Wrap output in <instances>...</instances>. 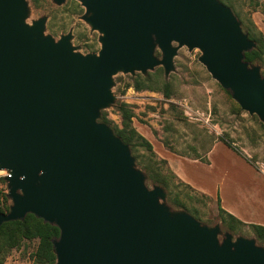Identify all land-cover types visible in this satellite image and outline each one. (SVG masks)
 Returning a JSON list of instances; mask_svg holds the SVG:
<instances>
[{"label":"water","instance_id":"95a60500","mask_svg":"<svg viewBox=\"0 0 264 264\" xmlns=\"http://www.w3.org/2000/svg\"><path fill=\"white\" fill-rule=\"evenodd\" d=\"M80 2L97 52L78 51L70 33L44 34V16L26 22V0H0V170L12 201L0 225L32 213L57 226L54 264H264L253 239L220 241L218 225L171 212L164 188L145 184L129 146L98 120L116 72L161 65L167 74L185 45L264 123V76L245 60L255 42L232 9L220 0Z\"/></svg>","mask_w":264,"mask_h":264},{"label":"rangeland","instance_id":"374dc122","mask_svg":"<svg viewBox=\"0 0 264 264\" xmlns=\"http://www.w3.org/2000/svg\"><path fill=\"white\" fill-rule=\"evenodd\" d=\"M26 1L29 8L26 22L46 16L45 32L55 39L72 33V44L81 53L100 49L99 33L81 18L85 8L79 0H65L61 4L53 0ZM226 1L244 27L253 22L264 34V0H258L259 4L254 0ZM154 54L159 59L162 57L157 46ZM201 54L197 47L177 46L173 68L167 74L161 65L146 73L116 72L111 86L114 100L101 112L107 114L111 129L121 127L117 106L121 102L129 105L134 113L133 127L152 144L154 152L144 147H129L135 166L145 175L149 188L158 184L147 178L148 167L167 177L166 196L160 201L171 212L186 211L206 226L218 225L220 241L225 233H230L233 241L238 237L253 239L264 248V242L256 237L248 223L230 231L222 223L216 204L219 198L226 210L236 206L242 217L256 224L264 223L262 122L256 114L241 109L230 91L211 76L199 61ZM257 65L263 76L264 63ZM135 80L151 87L137 90L133 86ZM0 174L4 178V172ZM0 191L8 192L2 180ZM167 193L170 197L177 196L186 206L169 202ZM36 245V240H23L18 248L10 251L3 264H37L33 256Z\"/></svg>","mask_w":264,"mask_h":264},{"label":"trees","instance_id":"16d2710c","mask_svg":"<svg viewBox=\"0 0 264 264\" xmlns=\"http://www.w3.org/2000/svg\"><path fill=\"white\" fill-rule=\"evenodd\" d=\"M220 1L232 9V5L226 0ZM254 2L259 4L258 0H254ZM234 14L237 16L236 13ZM240 23L242 29L248 34V37L255 42V46L251 50L245 52V60L251 64L264 63V34L256 28L253 22L247 24L246 27L243 26L242 20H240ZM133 86L137 90L151 87V85L138 82V80H135ZM117 107L121 116V127H112L115 135H117L131 149L137 146L144 147L153 154L152 144L144 136L139 134L132 125L134 113L129 108V105L126 102H121ZM99 119L106 124L110 123L107 114L103 111L100 113ZM262 128L264 129L263 122ZM224 143L230 147L228 143ZM146 171L147 178L152 183L158 184L165 189L168 188V180L166 176L159 174L154 168L148 167ZM0 180H2L4 184L6 183L4 178H0ZM167 200L177 206H186L185 202L181 201L177 196L170 197V194H168ZM11 203L12 201L8 196V192L0 191V213H7L10 209ZM216 204L222 223L225 224L230 231H236L237 225L246 224L235 215L225 210L220 205L219 198ZM192 210L195 212L197 211L196 208ZM248 224L252 228L256 237L264 242V224ZM58 235L59 229L57 226L45 222L43 219L32 213H28L23 219L5 221L0 225V264L4 263L5 258L10 251L14 248H18L23 240L37 241L36 249L33 252L37 264H54L56 255L53 250L52 240L55 237H58Z\"/></svg>","mask_w":264,"mask_h":264},{"label":"crops","instance_id":"0c3cea01","mask_svg":"<svg viewBox=\"0 0 264 264\" xmlns=\"http://www.w3.org/2000/svg\"><path fill=\"white\" fill-rule=\"evenodd\" d=\"M221 202H222V200H221ZM232 206V205H231ZM232 208V209H231ZM231 208H228V212H230V213H232L233 215H235L237 218H239L240 220H242L243 222H245V223H254L253 221H251V219H247V217L246 218H244V217H242L241 215H240V213H239V209L238 208H236V206H232ZM225 209V208H224ZM226 210V209H225ZM263 211H264V207H263ZM264 224V223H263Z\"/></svg>","mask_w":264,"mask_h":264},{"label":"flooded vegetation","instance_id":"af4514ba","mask_svg":"<svg viewBox=\"0 0 264 264\" xmlns=\"http://www.w3.org/2000/svg\"><path fill=\"white\" fill-rule=\"evenodd\" d=\"M65 1V0H64ZM63 1V2H64ZM80 1V0H79ZM62 2V3H63ZM81 3V2H80ZM82 5V4H81ZM83 6V5H82ZM84 7V6H83ZM85 8V7H84ZM28 17H29V14H28ZM28 17L26 18V19H28ZM45 17V22H44V25H45V30H44V34H49V33H46L45 31H46V21H47V17L46 16H44ZM39 18H41V17H39ZM39 18H36V19H32L31 21H30V23L29 24H31L32 23V21H34V20H37V19H39ZM66 34H68V33H66ZM66 34H61L60 35V37L58 38V39H55V37L52 35V34H50L55 40H59L63 35H66ZM71 34V39H70V41H71V44H72V39H73V34L72 33H70ZM73 45V44H72ZM74 46V45H73ZM75 47H77V46H75ZM77 49V48H76ZM78 50V49H77ZM96 52V51H95Z\"/></svg>","mask_w":264,"mask_h":264},{"label":"built area","instance_id":"2783aa9c","mask_svg":"<svg viewBox=\"0 0 264 264\" xmlns=\"http://www.w3.org/2000/svg\"><path fill=\"white\" fill-rule=\"evenodd\" d=\"M1 172H4V174H2V175H4V176H5V175H8V172H7L6 170H0V173H1ZM0 177H1V174H0Z\"/></svg>","mask_w":264,"mask_h":264}]
</instances>
